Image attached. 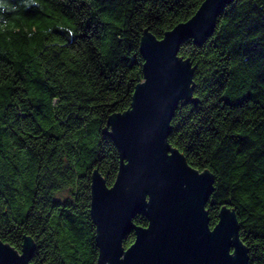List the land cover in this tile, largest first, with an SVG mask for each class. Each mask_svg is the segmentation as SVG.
<instances>
[{
	"label": "trees",
	"instance_id": "trees-1",
	"mask_svg": "<svg viewBox=\"0 0 264 264\" xmlns=\"http://www.w3.org/2000/svg\"><path fill=\"white\" fill-rule=\"evenodd\" d=\"M203 1L3 0L0 240L21 251L31 236V264H96L92 174L112 186L120 166L109 117L144 79L145 30L162 39ZM179 54L195 67L197 101L179 106L169 141L214 175L211 226L235 210L249 264H264V0H234L213 34Z\"/></svg>",
	"mask_w": 264,
	"mask_h": 264
},
{
	"label": "water",
	"instance_id": "water-1",
	"mask_svg": "<svg viewBox=\"0 0 264 264\" xmlns=\"http://www.w3.org/2000/svg\"><path fill=\"white\" fill-rule=\"evenodd\" d=\"M233 1L204 0L162 39L145 30L140 43L144 79L131 107L108 120L120 155L116 180L109 186L98 169L92 174L96 264H249L235 210L223 207L211 226L207 203L213 173L191 166L169 141L179 106L197 101L195 67L179 54L181 45L188 39L201 45ZM137 215H144L148 225H137ZM132 232L135 240L125 247ZM35 249L31 236L24 237L21 251L0 240V264H31Z\"/></svg>",
	"mask_w": 264,
	"mask_h": 264
},
{
	"label": "clouds",
	"instance_id": "clouds-1",
	"mask_svg": "<svg viewBox=\"0 0 264 264\" xmlns=\"http://www.w3.org/2000/svg\"><path fill=\"white\" fill-rule=\"evenodd\" d=\"M26 4L35 3V0H25ZM0 11H6V4L3 2V0H0Z\"/></svg>",
	"mask_w": 264,
	"mask_h": 264
}]
</instances>
